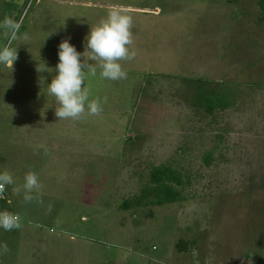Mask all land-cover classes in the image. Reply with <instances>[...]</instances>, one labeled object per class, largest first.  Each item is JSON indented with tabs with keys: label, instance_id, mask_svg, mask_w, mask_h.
<instances>
[{
	"label": "rangeland",
	"instance_id": "rangeland-1",
	"mask_svg": "<svg viewBox=\"0 0 264 264\" xmlns=\"http://www.w3.org/2000/svg\"><path fill=\"white\" fill-rule=\"evenodd\" d=\"M113 3L133 10L138 54L121 62L127 79L103 80L98 70L86 85L102 114L58 120L47 93L58 46L70 38L83 53L90 26ZM6 18L18 25V59L13 70L0 65V171L15 184L0 211L20 215L23 226L0 228L9 248L0 264H255L264 257L259 0H0V45L8 42ZM43 63L49 70L38 72ZM203 89L231 92L233 106L209 115L196 105ZM163 165L181 171L185 201L123 210ZM29 170L43 203L12 191ZM179 240L187 252L176 249Z\"/></svg>",
	"mask_w": 264,
	"mask_h": 264
},
{
	"label": "clouds",
	"instance_id": "clouds-1",
	"mask_svg": "<svg viewBox=\"0 0 264 264\" xmlns=\"http://www.w3.org/2000/svg\"><path fill=\"white\" fill-rule=\"evenodd\" d=\"M134 16L130 7L121 4H109L106 14L99 21L90 26V31L85 37V51L80 53L70 44L69 39L61 41L58 46V59L51 82L47 84V93L56 101L55 116L58 120H79L85 116L98 117L103 112L102 102L99 97L90 98V88L86 80L99 77L103 80L119 81L127 79V71L121 62L132 61L137 56V50L131 46L134 43L133 35ZM2 27L6 29L8 42L0 45V65L13 70V65L18 59L17 48L12 47V41L18 39V25L6 18ZM27 39V36L24 37ZM83 57V61H82ZM49 70L45 63L38 65L37 71ZM107 97H104V102ZM45 148V155L48 154ZM21 187H13L12 191L20 194L23 190V200L30 203L35 200L42 201V184L34 171H27L23 177ZM14 177L7 169L0 171V199L4 198L7 186L14 185ZM35 193V194H34ZM49 210L51 205L48 206ZM20 215L0 211V228L5 231L22 228ZM9 252L7 243L0 244V254Z\"/></svg>",
	"mask_w": 264,
	"mask_h": 264
},
{
	"label": "trees",
	"instance_id": "trees-1",
	"mask_svg": "<svg viewBox=\"0 0 264 264\" xmlns=\"http://www.w3.org/2000/svg\"><path fill=\"white\" fill-rule=\"evenodd\" d=\"M259 8L264 13V0H259ZM204 89L200 93L202 94V101L200 100V103H196V105L203 108L209 115H214L216 111H226L233 106L234 97L231 92L221 93V90L212 91L207 89L205 91ZM211 159L212 155H206L204 161L209 165ZM185 184L184 177L177 168L171 165L153 167L148 184L142 188L137 197L126 200L122 204V209L128 211L184 202L183 189ZM6 203H9L8 198L0 205V208H4ZM176 249L179 252H187L188 245L185 241L179 240ZM255 264H264V257L258 258Z\"/></svg>",
	"mask_w": 264,
	"mask_h": 264
},
{
	"label": "built area",
	"instance_id": "built-area-1",
	"mask_svg": "<svg viewBox=\"0 0 264 264\" xmlns=\"http://www.w3.org/2000/svg\"><path fill=\"white\" fill-rule=\"evenodd\" d=\"M6 200H7V198H6V191H5V193H4V198H3V199H0V205H1L2 203H4Z\"/></svg>",
	"mask_w": 264,
	"mask_h": 264
},
{
	"label": "crops",
	"instance_id": "crops-1",
	"mask_svg": "<svg viewBox=\"0 0 264 264\" xmlns=\"http://www.w3.org/2000/svg\"><path fill=\"white\" fill-rule=\"evenodd\" d=\"M52 139H53V138H51V140H52ZM47 140L50 141V137H48ZM7 187H8V186H7ZM6 191H7V190H6ZM7 198H8V197H7ZM8 202L10 203L9 198H8Z\"/></svg>",
	"mask_w": 264,
	"mask_h": 264
}]
</instances>
